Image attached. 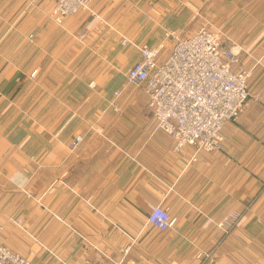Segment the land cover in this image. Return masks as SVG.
<instances>
[{
	"label": "crops",
	"instance_id": "obj_1",
	"mask_svg": "<svg viewBox=\"0 0 264 264\" xmlns=\"http://www.w3.org/2000/svg\"><path fill=\"white\" fill-rule=\"evenodd\" d=\"M0 1L1 245L44 264L56 247L136 231L128 264H264V0L208 1L239 54L234 69L252 71L249 90L260 97L226 122L223 149L208 153L177 151L156 126L145 85L126 76L140 59L134 44L164 43L167 56L166 30L191 32L204 0H95L63 24L51 18L55 0ZM115 91L120 112L110 106ZM252 200L218 244L206 217L221 221ZM159 204L175 219L167 231L148 223Z\"/></svg>",
	"mask_w": 264,
	"mask_h": 264
},
{
	"label": "built area",
	"instance_id": "obj_2",
	"mask_svg": "<svg viewBox=\"0 0 264 264\" xmlns=\"http://www.w3.org/2000/svg\"><path fill=\"white\" fill-rule=\"evenodd\" d=\"M38 0H28L34 5ZM95 0H55L51 18L63 24L68 17L81 11H91ZM99 17V16H97ZM182 32L169 30L171 52L164 55V43L152 46L147 43L134 44L140 59L127 73V84L145 85L147 106L153 113L158 129L168 133L175 142V149L182 152L188 145L197 146L199 151L212 152L223 149L222 133L226 122L236 121L250 98L248 70H235L239 63L238 52L222 40L221 32L206 27L181 36ZM86 35H81L84 38ZM36 72L31 74L34 77ZM121 92L115 91L110 106L116 112L121 108L118 102ZM83 141L78 135L69 144L75 150ZM243 211L226 217L217 226L221 238L228 237L243 218ZM148 222L160 231L173 227L175 219L162 205L153 207ZM222 242H218L221 244ZM0 264H31L23 255L0 244ZM79 264H97L83 260ZM116 264H124L123 260Z\"/></svg>",
	"mask_w": 264,
	"mask_h": 264
},
{
	"label": "rangeland",
	"instance_id": "obj_3",
	"mask_svg": "<svg viewBox=\"0 0 264 264\" xmlns=\"http://www.w3.org/2000/svg\"><path fill=\"white\" fill-rule=\"evenodd\" d=\"M208 1L209 0H204V5H202L197 10H195L196 13H195V16H194V20H193L190 28H188V29L191 30V32L187 31V33H186V31H184V30H177V31H182V34L180 33L181 36H183V35L186 36V35L191 34L192 32H195L196 30H198L200 28L206 27V28H208V29H210L212 31L221 32L223 42L225 44H228V45L231 44L232 43L231 37L229 35H226V32H224L218 25H216L213 22V20H210V18L208 16V8H207ZM12 6L13 5H11V3H10V7H9L10 14L12 13V11H14V9H12ZM28 10H29V8L25 11V13ZM82 12H87V10L81 11L78 14H80ZM78 14H76V15H78ZM13 15H14L13 16V18H14L13 20L16 21V19L18 17H16L15 13ZM11 25L9 26L10 29H11ZM15 25L16 24L13 25L14 28L12 27V30L16 29ZM191 28H193V29H191ZM169 30H173V29H167L166 32L169 31ZM185 30H187V29H185ZM166 32H165V39L167 41H169L171 43V45H172L171 39H168L166 37ZM15 41H16V35H12L10 37V39H9L10 48H11V46L13 44H15ZM14 50H15V48H12V50H10V53L12 54V57H14ZM238 56H239V54H238ZM239 61H240V58H239ZM248 71H250L251 74H252L251 70H248ZM251 74H250V76H251ZM250 94H251L250 98L246 102L245 106L248 104L249 101H259V99H260V97L257 94H254L251 91H250ZM242 110H244V108ZM240 117H241V114H240L239 118L235 122H238L240 120ZM73 151H75V150H73ZM197 151H199L198 148H197ZM199 152H203V151H199ZM252 203H253V200L250 201V203L246 207L250 208ZM248 213H249V210L244 213L243 218L237 223V225L235 226L233 232H231L228 235V237L236 233L237 229L240 227V224L243 222V220L247 217ZM206 218H207L206 222H208L211 225H214L215 228H216L217 233L220 235L219 242H224V240L226 238H228V237H225V238L222 239L221 238V233L218 232V230H217V226L225 218L223 220H221V221H215L212 218H208V217H206ZM18 222H20V224H21L20 220ZM27 233H30V232H27ZM105 233L106 234H104V233L101 234L99 242H84L85 245H79V246L73 245V247H66V248H64V247H56V252L51 250V252H54V255H52L51 252L49 253V255H50V259L52 261L53 260H57V262H50L51 260H48V262H46V263L44 262V264H79L81 261L86 260V259L92 260V261L96 262L97 264H116L117 262H119L121 260H123L124 264H128V255H129L130 246L134 247L136 244L137 245L141 244V242H129L128 238L130 239L129 235H133V234H136L138 232H136V231H122L121 234H122L123 237H122V240L120 242H114L113 241V239H112L113 232L110 231V232H105ZM38 234H40L41 237L44 236V240L48 241V231L38 232ZM39 239L41 240V238H39ZM8 248H9V246H8ZM44 248H45L46 251H47V249H49L48 247H44ZM9 249H11V248H9ZM13 252H15V251H13ZM23 256L26 257L29 261H31L30 257L27 254H24ZM56 257H60V259H62L66 263H63V262L59 263V259L56 258Z\"/></svg>",
	"mask_w": 264,
	"mask_h": 264
}]
</instances>
